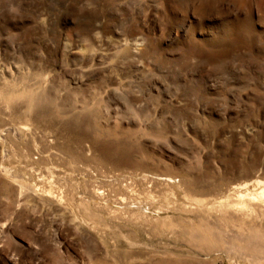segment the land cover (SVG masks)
Instances as JSON below:
<instances>
[{"label":"rangeland","instance_id":"374dc122","mask_svg":"<svg viewBox=\"0 0 264 264\" xmlns=\"http://www.w3.org/2000/svg\"><path fill=\"white\" fill-rule=\"evenodd\" d=\"M257 180L264 0H0V264H264Z\"/></svg>","mask_w":264,"mask_h":264},{"label":"bare ground","instance_id":"6f19581e","mask_svg":"<svg viewBox=\"0 0 264 264\" xmlns=\"http://www.w3.org/2000/svg\"><path fill=\"white\" fill-rule=\"evenodd\" d=\"M2 171V170H1ZM8 170L5 169V172ZM58 185V184H57ZM250 186H255L249 189ZM237 198L228 202L237 212L246 217H252L264 222V183L256 181L253 183H241L235 186ZM120 206V205H119Z\"/></svg>","mask_w":264,"mask_h":264}]
</instances>
